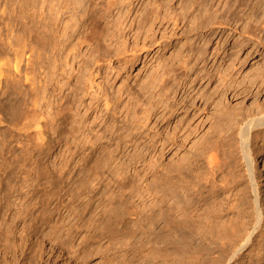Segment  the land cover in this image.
<instances>
[{"label": "bare ground", "instance_id": "1", "mask_svg": "<svg viewBox=\"0 0 264 264\" xmlns=\"http://www.w3.org/2000/svg\"><path fill=\"white\" fill-rule=\"evenodd\" d=\"M32 1L33 0H25L27 3H31ZM119 1L120 3H124L125 0ZM172 1L173 0H171L170 3H167L168 5L165 8V12L169 15L167 17H169L174 29L178 27L181 29V32L179 35L173 32L169 37L167 36L166 40L163 39V42H171L173 39H183L184 41L181 42L180 48L175 51V53H171V58L169 61L167 60L168 62H163L162 60L157 64L156 68L149 73L147 80L141 84L139 88L140 90H138L141 92L138 93L135 92L136 90H132L134 93H131V88L129 87L130 89L127 90L126 94H129L128 96L134 94L129 98H135V102L139 103V101H141L139 100L141 95L146 94L147 99L145 98V100H148L149 103L146 104L147 106L144 105V108H140L141 112L133 110L131 115L128 112V110L130 111L128 104L124 105V111L126 110L125 112L123 111V113H125L124 117L120 120V125H115L116 127L112 130V133L109 136V141L112 139L114 140L116 135L118 138V136L121 135L119 130L122 129V131L124 130L127 132L125 136L131 134L128 139V145H131L132 147L137 141V137H140L143 133L140 128L145 126L149 117H155L150 141L154 147L157 144L160 145L161 149L167 147L172 154L166 167H161V164L159 167L158 156L153 159V163L156 165L152 181L155 200L148 208H140L133 204L132 198L138 193V187L140 186L137 184H134L135 186L130 184V180H128L127 176H120L119 178L118 170H121L124 165L128 166L130 163L134 162L138 158L139 153L136 151L132 155L127 154V157L131 156L124 164V159L121 160L124 157V154H119V152H117V148L121 143L116 144L115 148L112 149H109L111 147L108 144L101 146L97 153L101 156L97 158L99 161L95 163L96 172H91L93 174H91L92 176H90L89 172L87 176H85V174L84 176H77L75 181H73L75 182V186L73 185V188L71 187L72 189L70 188L69 192L66 187L67 192L65 195H70V201L68 202H77L73 205V209L68 207L69 203L62 204L63 199L60 195L56 196V198L58 197L56 203L58 202V204H61V206L66 209L69 208L67 212L69 215L72 214L71 218L73 221L71 219L65 221L62 218L61 221L59 220V226H56L57 228L53 233V236L52 233L49 232L51 235H47L49 236L47 238L57 240L62 244H67L73 241L77 235L85 231L81 234L80 240L81 242H85L83 243L85 245L82 246V249L80 248L82 252L85 253L84 258H88L92 255L89 251L86 253L85 250L87 251V246H90L93 242H100L101 240H107L112 243L117 242L118 247H115V250H112L111 255H106L103 251L105 253V262L103 264H193L186 254L188 243H190L193 236L191 227L193 224L196 226L195 219L202 209L211 211L216 208H221L223 199H227L229 195L228 193H231L232 190L235 189L239 183V177H242L239 176V174H241L238 171L239 169H242L245 172L246 177H243H245L247 188L250 193H252V196H254V213H252L251 219L241 222L240 225L233 223H227L228 225H225V222L220 225H214V229H216L219 234L218 239L226 240H223L219 246L215 244L213 247H204L206 253L203 256H210L209 259L213 264H241L237 257L242 255V250H246L252 244L254 235L259 233V236L264 238V210L257 205V202H260L262 197L263 190H261V184H264V105L262 104L260 106L255 103V111L244 113L240 116H237V113L227 107L228 94L231 95V98L238 100L237 102H241L246 97L256 98L259 95L264 96V0H179V6L177 7L174 3L172 4ZM40 2L41 6L39 7L40 11L38 10V16L45 27V29L42 30L43 33H41L42 41H40L41 43H44V46H51L54 49L53 52L50 50L51 53L47 51L51 54L50 56L46 57L43 54L46 58L43 61L44 65L42 66V71H40L42 74L41 78L38 82H34V78H32L33 75L31 74L35 68L34 60L27 61L23 68L19 65V62H21L19 58L21 56L18 57V53H16L17 55H15L17 57L14 58L15 64L12 61L13 71L16 74L23 71V80L30 81L29 84L31 88L30 90L29 88L27 89L29 91L26 90L27 92H25V95H27L31 107L29 106V108L25 106V103H23L24 97L22 98L20 96L23 100L20 99L19 102L16 98L15 99L20 106L19 108L23 105L21 108V114L25 121L22 122L23 124H20L22 125V140L34 141L33 144L35 146H37V144L42 145V142L40 141L43 139V137L41 139L43 129L48 127L49 121H51L50 119H54L55 116H58L55 120H59V123L62 125L65 126L69 123V128L72 132H79L85 122L84 115L80 116L79 114L80 106L84 108V113L94 107L98 108L100 107L99 99L103 96V106L109 110L115 106L117 108L116 101L122 96V94L118 92L116 94L118 96H113L115 99H112V95L109 96L110 94L107 93L108 89L101 86V95H94L97 100L95 105L94 97H91L92 99H90V103L88 102V104L84 103L82 99L85 94L89 93L87 89L90 88L88 87H91L89 86L90 84L86 85V83H90V81L93 82L90 80L92 79L91 76L88 75L90 74L88 73L90 69H87L89 68V63H95L101 59L106 60L109 58L108 55H100V50L102 51L100 48V41L105 40L108 36L109 38L114 37L118 40L116 37V31L118 30L117 21L113 18L110 20L106 18L105 20L104 17H106V15H104V17L101 15V17L98 16L97 18L95 16V20H92V35L90 33L92 36L90 37V40H92V42L90 46L88 45V54L87 52L85 53L87 57L84 60L82 59V62L80 61L81 64L78 66V72L75 74L76 78H74L75 82L73 84L71 83L72 85L68 87V94H65L61 103L62 96L61 98L59 97V99H57L58 97L56 96V105L52 104L50 98L55 89L50 93L48 87L50 81L53 79V75L58 74V72L56 74V71L60 70V74L63 73L64 75L65 65L62 59H66L69 53H71L70 51H72V49H69L71 47L68 43L69 35H67L66 29L73 25L72 23H64V26L61 24L63 28L61 29L60 27L62 26L59 25V28L61 29L60 31L58 30V27L55 28V21L61 18L64 13L62 8H67L71 0H41ZM87 2L89 1L87 0ZM95 3L96 2H94V4ZM109 3H111V1H108V4ZM74 5L76 6V2ZM110 5H112V3ZM110 5L105 8H109ZM73 6L72 8H74ZM157 6H161V3H158ZM88 8L89 7H87V9ZM51 11L53 12L51 13ZM152 12H149V14L151 13L153 15V13H155V11ZM158 13L159 12H157V14ZM78 15L79 14H77V16ZM142 15L144 17L143 13ZM146 15L148 16V14ZM50 20L52 23L49 22ZM103 20H105V22H103ZM149 20L150 19L146 22ZM63 22L62 19V23ZM80 23V25L77 24V30L85 24V20L81 19ZM140 23L142 22L140 21ZM49 24H53L55 27H51L50 29ZM138 27L140 26L138 25ZM51 32L53 34H51ZM55 37H57V39L53 40ZM217 37H219V40L213 45V41ZM80 38L77 36L72 47L73 51L76 46H80V43H86V38V41H84L82 36ZM109 38H107L108 42ZM230 39H232V42L230 46L227 47V42ZM148 41H150V39ZM155 41L156 40L152 39L150 43H155ZM119 43L122 44L123 42ZM146 44L144 45V42H142V46L141 44L137 46L135 43L137 47L140 46L143 50L144 47L147 46ZM42 45L43 44H41V46ZM110 45H112V43ZM42 49L44 51V48ZM138 49H134L128 55L127 52L126 56L124 58L122 57L123 64L126 66H133L139 59ZM244 50H246V57H260L259 60L257 59L258 62H255L256 66L252 68L253 70L249 72V74H246L245 77L238 79V77L232 76V74L228 72V67H224V62L216 64V60L219 57L224 59L228 58L229 65L235 69L236 64L242 65L243 63V60L241 59L243 56L240 58V54H242ZM114 51L113 54L116 57L126 52L125 48L121 45L120 47H116ZM79 53L78 56H80ZM80 54L82 55V53ZM75 56V58L78 57L77 53ZM16 59L18 60L16 61ZM211 60L215 61L213 65H209ZM0 62L2 64V60H0ZM3 63L6 64L5 61ZM8 65L9 63L7 64V67ZM239 65L238 67H240ZM8 68L6 70H4V68L2 70L4 72L0 70V84L4 82V85L7 86L8 89L10 87L14 90H18H15L16 93L14 92L15 95H17V93H20V90L18 89L19 86H17L19 83L18 79H16L17 75L13 74L12 71H9ZM84 68L86 69V72L88 71V74L83 70ZM9 72H12V77H10ZM70 75L71 72L68 74V77ZM57 82L58 85L61 84L59 83L60 81ZM212 82H216L217 85L210 92L205 90L201 91L200 86L202 84L205 83L206 85H211ZM198 84H200L199 87H197ZM61 86L63 85L61 84ZM61 86L57 87L56 85L57 88H55L59 90ZM63 87L65 88V86ZM181 91L182 94L180 96L179 94ZM8 93L12 92H7L6 94L8 95ZM111 99L113 101H111ZM144 102L141 101V106H143L142 104H144ZM52 105L55 108V110L53 109L54 112H51L52 110H50L53 108ZM130 105H132V103ZM138 105L140 104H137V106ZM38 107H40V109H38ZM69 110H71V113L67 116ZM98 110L101 109L98 108ZM111 113L114 117L115 113L113 111ZM63 116L66 117L63 118ZM115 118L117 117L115 116ZM175 118L176 122L172 127V130L167 131L163 137L161 135L162 132L159 130V122L164 120L168 125L170 124V121ZM66 119H69V121ZM113 133L115 134L113 135ZM101 137L102 136H99L91 142L98 143L96 141H99ZM90 140L91 139H89V141ZM36 141H39L40 143ZM124 146H126V144H124L123 147ZM115 151L117 153H115ZM105 154L107 155L105 156ZM114 160H119V163L117 162V165H112ZM96 178L97 180L95 184H92ZM102 180H106V182L103 181L104 183H102ZM53 184L54 187L57 185H55L54 182ZM96 184L100 185L99 188ZM107 185L115 186V193L114 189H112V192L110 193L115 195L111 196L109 194V199H115L116 202L114 201V204H116L112 208L109 204L110 207L105 209L102 196H104L106 190H108V187H106ZM101 186L103 190L101 189ZM100 190L101 192L99 194ZM50 192L52 191L50 190ZM8 193L4 194V201L0 204V245L7 255L12 253V251L10 252L11 249L9 250V247L14 245L13 240L15 239H13L14 237L10 230L11 226L6 223L4 217L7 214V217L23 218L31 212L30 208L27 207L28 204H26V206L22 205L23 207L18 206L14 212H11L12 204L9 201L10 193ZM232 194L235 195V193ZM54 195H50V199ZM96 200H98L97 203L92 207ZM84 202L85 204L83 205ZM100 204H103L102 207L97 209ZM43 209L38 216L34 218L31 225H27V229L30 228L32 231L35 228L36 223H38L39 226L40 224L45 223L44 216L46 217V214L44 215ZM52 228L53 227H51L50 230H52ZM28 236L27 232L22 235L23 238H21L23 243L27 242ZM8 241H11L12 243L9 244L10 246L6 243ZM166 242H168L169 247L172 248L175 243L180 245L178 249L179 257L176 256V259H173L168 263L159 257L161 246ZM21 244L22 243H20V245ZM13 248L15 247L13 246ZM102 250H104V248H102ZM14 253L15 252L13 251L12 254ZM80 254L83 253L80 252ZM15 256L12 261H15ZM23 257L25 256L23 255ZM23 257L22 259H24ZM9 260H11V258H9ZM6 261L4 258L1 263L10 264L7 258ZM20 262H22V260ZM251 263L252 259L249 258L248 262L244 264Z\"/></svg>", "mask_w": 264, "mask_h": 264}, {"label": "rangeland", "instance_id": "2", "mask_svg": "<svg viewBox=\"0 0 264 264\" xmlns=\"http://www.w3.org/2000/svg\"><path fill=\"white\" fill-rule=\"evenodd\" d=\"M40 1L41 0H33L31 3H27L25 2V0L23 1L17 0V2L16 0H0V46H1L0 47V60H2V64L0 62V68L2 67L0 70L2 71L4 68H5L4 70H6L8 67H10L8 68L9 71H12L13 74H16L12 69V66H13L12 63L14 62L15 64L14 58H16L17 56L18 57L21 56L19 58L21 61L19 62V65L23 68L25 67V64L27 63V61L34 60L35 68L33 70V73L31 74L33 75L32 78H34L33 79L34 82H38V80L41 78L42 74L40 71H42V66L44 65L43 61L45 60L47 56L51 55L50 50H52V52L54 50L53 47L46 46V45L44 46V43L43 42L41 43L42 41L41 33H43L42 30H44L45 27L43 26L42 20H40V17L38 16L39 15L38 12L40 11L39 7L41 6ZM78 1L74 0L73 2V0H71L72 4L70 2L67 8H62L64 13L60 18L61 20L59 19L55 21L56 27L53 26V24H49L50 29L51 27L52 28L58 27V30L60 31L63 28L64 23L73 24L71 27L66 29L67 35H69V40H71V41L68 40L69 46L71 47L69 49L70 50L72 49V51H70L71 53H69L68 57L66 58L67 60L62 59L64 65L67 66V67L64 66V75L63 73L60 74L61 72H59L60 70H58L56 71V74L57 72L58 74L53 75V79L50 81V85L48 87L49 92L51 93L55 89V91L52 92L50 101L52 102L53 105H56L55 101L57 97H58L57 99H59V97L61 98L62 96L61 101H60L61 103L65 97V94L66 95L68 94L67 93L69 90L68 87H70V85H72L75 82L74 78H76L75 74L78 72L77 71L78 66L87 57L85 53L87 52L88 54V49L92 42V40H90V37H92L91 35H92V30H93L92 20H95V16L97 18L98 16L101 17V15H103L102 17L106 15V17H104L105 20L106 18L109 20L113 18L117 21L118 30L116 31L117 33L116 37L118 40H116L114 37L109 38L108 36L106 37L105 40L100 41L101 42L100 48L102 49V51L100 50L101 52L100 55L101 56L103 54L105 56L108 55L109 58H107L106 60L101 59L98 62H95L97 64L89 63V66H88L89 68L87 69H90V70L89 72L88 71L87 72L90 74L86 72L85 68L83 69L89 76H91L92 79L90 80L93 81V82L90 81V83L87 82L86 85L90 84L89 86L91 87L93 86V87L92 88L88 87L90 88V89H87L89 93L85 94L82 97V99L84 103L88 104V102L90 103V99H92L91 97H94V102H95L94 105H95L97 103L96 102L97 100L95 99L94 95L95 94L96 96L101 95L102 93L101 86H103V88L105 89H108L107 93L110 94L109 96L112 95L111 96L112 99H115L113 98V96L114 97L118 96L116 95L118 92L122 94V96L117 99L118 101H116L117 108L115 106L113 108H110L109 110H107L103 106V96H101V98L99 99L100 107H98L102 111L98 110L97 107H96L97 109L94 107L93 108L94 110L89 109L86 113H84V108L80 106L79 114L80 116L84 115L83 117H84L85 122L83 123L79 132H72L71 129L69 128V125H70L69 123L64 126L61 123H59V120L58 121L55 120V118H58V116H55L54 119H50L51 121H49L48 127L43 129V134L41 136V139L42 137L43 139L41 141L39 140L40 142H42V145L37 144V146H35L33 144L34 141L31 142V141L22 140L23 138V136L21 135L22 125L20 124L24 122L25 119L22 118L23 115L21 114L22 112L21 108L23 105L21 106V108H19L20 106L18 104L20 99L24 97L23 103H25V106L29 107L31 105L29 99L27 98V95H25V92L29 91L31 88L29 84L30 81L23 80L24 79L23 71L16 74L17 75L16 79H18V82H19L17 86H19L18 89L20 90V93L19 94L17 93V95H15L16 89L14 90L13 88L9 87L10 89L9 90L8 87L4 85V82H2L3 85L0 84V204L3 203L4 201L3 200L4 194L9 192L10 193V194L8 193L9 201L12 204L11 212H14L16 207L18 206L23 207V206H26V204H28L27 207H29L31 210V212H29L30 214H27V216L23 218L22 217L20 218L7 217V214L4 217L6 219V223L11 226L10 230L13 234V237H14L13 239H15L13 240V243H14L13 246L15 248L9 245L11 241L10 242L8 241L9 243L8 242L6 243L10 246L9 247V250L11 249L10 252L12 251L13 253L14 251L15 253L14 254L9 253L7 255L4 249L2 248V246L0 245L1 246L0 247V264H4V263H1V261L3 262L4 258H5V261L7 258L10 264H18V263L25 264L26 262H27L26 264H30V263L31 264H101V263L103 264L105 262L104 261L105 253L106 255H111L112 250H115V247L116 248L118 247L117 242H114L117 244H114L107 240H101L100 242L97 241L95 243L93 242L94 245L92 246L93 244L92 243L90 246H87L88 250L87 251L85 250L86 253L89 251L90 254L92 253V255L88 258H84L85 253L82 252L81 249H82V246L85 245L83 244L85 242L83 241L81 242L80 240H81V234H83L85 231L77 235L78 237L76 236L73 239V241L67 244H62L58 242L57 240L47 238L49 237L47 235H51L49 234V232L52 233V236H53V233L55 232L57 228L56 226H59L58 224L60 223L62 218L65 221H68L69 219L73 221V219L71 218L72 214L69 215L67 211L69 210V208L73 209V205L76 204L77 202H73V201H71L72 203L68 202L70 201L69 199L70 195L67 194L66 196L65 193L67 191L69 192L70 188L71 187L73 188V185L75 186V182L73 181H75L77 176L79 177L84 176V174L85 176H87L88 172L90 173V176H92L93 175L92 173H94V171L96 172L95 163L99 161V159L97 158L101 156L100 154L99 155L97 154L101 146L108 144L111 147L109 149H112V148H115L116 144L121 143L120 146L117 148V152H119V154L120 153L124 154V157L121 159V160L124 159L123 160L124 164L126 163L128 158L136 151L140 155L138 154V158L134 162L130 163L128 166L124 165L121 170H118L119 178L120 176H127L128 180H130V184L132 185L137 184L140 186L138 187L139 189L138 193L135 194L132 198L133 204H135L136 206L140 208H148L149 206H151L152 202L155 200L152 181H153V173H154V169L156 165L153 163V159L156 156H158L159 167H160V164H161V167H166L169 163L170 158L172 157V154L170 153L167 147L161 149L159 144H157L154 147L150 141V135H152V131H153L152 127H153L155 117L154 118L149 117V119H147L145 123V126L143 128H140L141 132L143 133L141 134L140 137H137V141L132 145V147L131 145H128L129 144L128 139L131 134L129 136L127 135L125 136L127 132L124 130L122 131V129L119 130L121 133L120 136L122 139L120 138V136H118L119 138L118 139L116 135L114 140L112 139L109 141V136L111 135L112 130L116 126L120 125V120L124 117V114H125L123 113L125 109L124 105L128 104V107L131 111L130 112L128 110V112L131 115L133 110L141 112L140 108L141 107L144 108L145 107L144 105L149 103L148 100H145V98L147 99L146 94H143L141 95V98L139 100L143 102L145 101V102L144 104H142L143 106H141V101H139L138 103V102H135V98L134 99L129 98V97H132L134 94H130V96H128L129 94H126L127 90L131 88V91H130L131 93H134L133 91L135 90H136L135 92H138V93L141 92L138 90H140L139 88L141 84H143L144 81L147 80L149 73L154 68H156L157 64L161 62L162 60L163 62H166L167 60L169 61V59L171 58L170 57L171 53L173 52L175 53V51H177L180 48L181 42L184 41L183 39H173L171 42H167V41L163 42V39L166 40L167 36L169 37L173 32H175L178 35L181 32V29H179L178 27L174 29L171 21L169 20V17H167L169 15L167 14V12H165V8L168 5L167 3H170L171 0L170 1L169 0L168 1L167 0H130V1L123 0L124 3L123 2L120 3L119 0H116V1L115 0H94V1L88 0L89 2H87V0H78ZM108 1H111L112 5H110L111 3L108 4ZM114 1L116 4L114 3ZM75 2H76V6L74 5ZM94 2L96 3L94 4ZM178 2L179 0H173L172 4L174 3V5L177 7L179 6ZM105 3H106V6H105ZM158 3H161V6H157ZM90 4H91V7H90ZM109 5H110L109 7L110 9L105 8ZM72 6L74 8H72ZM87 7L89 8L87 9ZM152 11L153 12L155 11V13H153ZM156 11L159 13L157 14ZM52 12L53 11H51V13ZM141 12L144 14V17ZM149 12H152L153 15L151 13L149 14ZM77 14L79 15L77 16ZM91 14L94 16H92ZM146 14H148V16ZM62 19L64 21L63 23H62ZM81 19L85 20V24L77 30L78 28L77 24L78 25L81 24L80 23ZM148 19L150 20L146 22ZM105 20H103V22H105ZM138 21H139V24H138ZM140 21L142 23H140ZM49 22L52 23L51 20ZM59 25L62 27H60ZM138 25L140 27H138ZM75 32L77 35L75 34ZM78 33L84 38V41L86 40L87 41L85 44H83L84 42L80 43L79 47L74 46L75 50L73 51L72 47H73L74 42L77 39V36L79 38L81 37ZM51 34L53 33L51 32ZM146 35L149 37H147ZM74 37H75V40H74ZM107 38H109V42ZM218 38L219 37L215 38V40L213 41V45L215 42H218L219 40ZM55 39H57V37H55L53 40ZM149 39L150 41L154 39L158 43L155 41V43L151 42L153 43L151 44L150 41H148ZM232 39H230L227 42V47L230 46ZM70 42L72 46L70 45ZM110 42L112 43V45H110L111 44ZM119 42H123L122 43L123 45ZM142 42H144V45L147 43L146 44L147 46L150 44L149 45L150 47L148 46L149 47L148 48L147 46H145L146 48L144 47V50L141 49L140 46L137 47L140 44L142 46ZM135 43L137 46L135 45ZM41 44H43L42 45L43 47L41 46ZM120 45L125 48L126 52L124 54H120L119 56H117L118 57L117 58L113 53L115 52L114 50L116 49V47H120ZM126 47L128 50L126 49ZM132 47L135 50L139 48L138 49L139 59L134 63L133 66H129V65L126 66L125 64H123L124 62H122L123 61L122 57L124 58L127 52H128L127 55L130 54L131 51L134 50ZM42 48H44V51ZM47 51H49L50 53ZM78 51L82 53V55ZM16 53H18V55ZM73 53H74V56H73ZM76 53H77V56H78V53L80 55L77 58H75ZM43 54L46 57H44ZM2 56L5 58H3ZM240 58L243 60V63L242 65L238 64L240 67H238V65L236 64L235 66L236 70L233 69L232 66L229 65L228 58L224 59L222 57H219L216 60V64L220 62H224V67L225 66L228 67V72H230L232 76L238 77V79H241L242 77H245L246 74H249V72L253 70L252 68L256 66V63L258 62L260 57L259 56H254L252 58L246 57V50H244V52L240 54ZM17 60L18 59H16V61ZM4 61L6 62V64L3 63ZM67 62H68V65H67ZM8 63L9 65L7 67ZM214 63L215 61L211 60L209 62V65H213ZM12 72H9L10 77H12ZM70 72H71V75L68 77V74ZM56 78H57V81H60L59 83L65 86V88L61 86V84L58 85ZM200 84H198L197 87H199ZM56 85L57 87L61 86L59 90L56 89L57 88ZM216 85H217L216 82H212L211 85L210 84L206 85L204 83L200 86V89L201 91L205 90L207 92H210ZM28 88L29 90H27ZM94 90L97 92H95ZM7 92H12V93H8L7 95L6 94ZM181 94H182V91L180 92L179 95L181 96ZM20 96L22 98H20ZM15 98L18 100V102ZM112 99L111 101H113ZM263 99H264V96L259 95L256 98L246 97L241 102H237L238 100H235V98H231V95L228 94L227 107H229L230 110L237 113V116H240L244 113L255 111L256 104L260 106L262 104L264 105ZM128 102L130 104L132 103V105H130ZM26 103L28 104V106ZM137 104H140V105L137 106ZM38 109H40V107H38ZM53 109L55 110L54 106L52 109H50L52 110L51 112H54ZM70 111L71 110L68 111L67 116L70 115L71 113ZM112 111L114 113L116 112L114 114V117L112 116V113H111ZM115 116L117 118H115ZM64 117L66 116H63V118ZM66 120L69 121V119H66ZM175 122H176V118L170 121V124L168 125L165 123L164 120L162 122H159L158 126H159V130L162 132L161 135L165 136L167 131L172 130V127L174 126ZM63 126H64V129H63ZM114 134L115 133H113V135ZM99 136H102V137L99 141L98 140L96 141L98 143L91 142ZM89 139L91 140L89 141ZM39 141H36V142L40 143ZM124 144H126V146L123 147ZM117 152L115 151V153ZM127 154H131V155L127 157ZM106 155L107 154H105V156ZM117 162L119 163V160H114L112 165H115V164L117 165ZM238 171L239 173L243 175L239 174V176H242V177H239L238 185L235 187V189L232 190L231 193H228L229 195L227 199H223L221 208L220 209L216 208L215 210H211V211H208V210L206 211L205 209L204 210L202 209V211L199 212L197 218L195 219L196 226H194L193 224V226L191 227L193 236H192V240L190 241V243H188V249H187L186 254L193 264H213L209 259L210 256L208 255L203 256L206 253L204 251V247L206 246L213 247V245L215 244L219 246L223 240H226V239H223V240L218 239L219 234L216 231V229H214V225H220L224 222H225V225H228L227 223H233V224L240 225L241 222H245L251 219L252 213H254V207H255V204L253 201L254 196H252V193H250L249 189L247 188V185H246L247 183L245 180V177H246L245 172L242 169H239ZM58 180L59 181L61 180V181L59 182ZM96 180L97 178L92 182V184H95ZM52 181L55 183V185L57 184L55 187ZM103 181L106 182V180H102V183H104ZM96 186L99 188L100 185L96 184ZM110 186L109 185L106 186L108 187V190H106V193L104 194V196H102L105 209H108L107 207H110V205L112 208L116 204V203L114 204L115 199H112V198L109 199L110 195L111 196L115 195L113 193L110 194L112 192V189H114L115 186H112V185ZM66 187H67V191H66ZM261 188H262L261 190H263L262 197H261L260 202H257V205H259L262 208V210H264V201H263L264 200V184H261ZM101 189L103 190L102 186H101ZM50 190L52 192H50ZM115 191L116 190L114 189V193ZM100 192L101 190L99 191V194ZM53 193L56 195H54ZM232 193H235V195ZM50 195H54V196H52L50 199ZM59 195L63 199L62 204L69 203V206H68L69 208L66 209L63 206H61V204H58V202L56 203L58 199V197L56 198V196H59ZM97 201L98 200L95 201L92 207L95 206ZM84 204L85 202L83 203V205ZM103 204H100L99 207H97V209L102 207ZM42 209H43L44 215L46 214V217L44 216V218L46 219V220L44 219L45 223L40 224V226L38 225V223H36L35 228L32 231L30 228L27 229L26 228L27 225L28 226L31 225V223L34 221V218L38 216V214L42 211ZM54 223L57 225H55ZM51 227H53L52 230H50ZM25 232H27V235L29 236H28L27 242L23 243L22 235H24ZM44 233H47V234H44ZM15 241H16V244H15ZM20 243L22 244L20 245ZM97 244L98 246L100 247L102 246V247L101 248L98 247ZM89 247H91L92 249ZM96 247H98L99 250ZM179 247L180 245L178 243L177 244L175 243L173 248L169 247V243L166 242L165 244L161 246L160 256H159L160 259L164 260L166 263L170 262L173 259H176V256L179 257L178 256ZM102 248H104V250H102ZM80 252L83 254H80ZM242 252H243L242 255L241 256L239 255L240 257L239 256L237 257V259H239L238 261L241 264L248 262L249 258L252 259L251 264H264V238L260 237L259 233L255 234L252 239V244L246 250H242ZM22 254L26 258L23 257ZM19 255L22 256L24 259H22V257H20ZM14 256H15V261L13 260L14 261L13 262L12 259H14L13 258ZM80 257H82L83 259ZM9 258H11V260H9ZM21 260L22 262H20Z\"/></svg>", "mask_w": 264, "mask_h": 264}]
</instances>
